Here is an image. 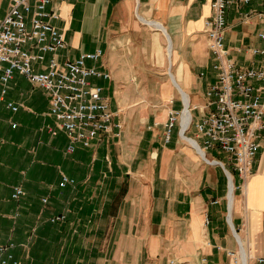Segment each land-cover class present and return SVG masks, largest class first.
Instances as JSON below:
<instances>
[{
	"label": "crops",
	"instance_id": "obj_1",
	"mask_svg": "<svg viewBox=\"0 0 264 264\" xmlns=\"http://www.w3.org/2000/svg\"><path fill=\"white\" fill-rule=\"evenodd\" d=\"M10 7L0 0V19ZM53 8L60 18L52 23L67 41L57 58L102 51L87 65L110 74L93 83L122 129L69 153L45 90L18 73L5 96L0 87V245L20 264H232L226 251L240 249L250 261L264 257V137L242 188L222 151L207 152L206 161L179 129L165 142L170 111L186 102L193 122L210 111L206 92L217 80L205 26L210 5L56 0ZM260 14V0L227 10L225 43L240 67L264 66L251 51L264 49ZM64 177L73 183L61 188ZM17 187L24 194L14 200ZM60 215L64 221H51Z\"/></svg>",
	"mask_w": 264,
	"mask_h": 264
},
{
	"label": "built area",
	"instance_id": "obj_2",
	"mask_svg": "<svg viewBox=\"0 0 264 264\" xmlns=\"http://www.w3.org/2000/svg\"><path fill=\"white\" fill-rule=\"evenodd\" d=\"M7 15L0 19V87L2 96L16 73L30 83L45 90L51 101V113L69 137L71 143L67 151L73 153L76 145L90 147L102 135L111 134L122 125L115 123V113L103 87L94 84V79L109 80L110 74L87 65L88 61H98L103 53L82 54L74 60L60 62L57 55L67 47L65 34L52 20L60 18V11L49 9L56 0H40L32 7L27 0H10ZM252 0H201L209 4L211 16L206 20L208 48L212 57V69L217 80L207 90L209 108L197 122H192L185 133L195 126L199 147L206 154L219 150L229 156L234 171L238 174L242 188L253 175V163L261 148L264 137V66L243 68L230 57L226 47V13L230 6L242 8ZM261 16L264 17V0H260ZM245 17L249 13L244 14ZM264 40V32L259 34ZM254 56L264 58V49L251 50ZM52 58L46 65V56ZM203 75V74H202ZM8 109L17 112L19 107L12 102ZM182 111L169 112L165 125V142L171 141L174 130L179 129L183 137ZM197 109V107H195ZM16 126V125H14ZM73 183L63 178L60 187ZM21 187L14 189L12 198L23 196ZM60 215L51 219L53 223L64 221ZM209 220H206V224ZM221 249V248H219ZM232 264H264V257L254 261L245 252L226 251ZM207 259H203V264ZM0 264H20L9 252V247L0 245ZM167 264H177L171 259Z\"/></svg>",
	"mask_w": 264,
	"mask_h": 264
},
{
	"label": "bare ground",
	"instance_id": "obj_3",
	"mask_svg": "<svg viewBox=\"0 0 264 264\" xmlns=\"http://www.w3.org/2000/svg\"><path fill=\"white\" fill-rule=\"evenodd\" d=\"M186 104V102H185ZM190 106L187 107V104H186V109L184 111V115H183V127H184V131H183V139L188 141L193 147H195L201 154L202 156H204V159L208 162H210L211 160H209L207 158V155L202 151V149L199 147L198 145V141L196 140H193V139H190L188 138L187 134L185 133L187 127L189 126V124L192 122V115H191V111H190ZM186 112V114H185Z\"/></svg>",
	"mask_w": 264,
	"mask_h": 264
},
{
	"label": "rangeland",
	"instance_id": "obj_4",
	"mask_svg": "<svg viewBox=\"0 0 264 264\" xmlns=\"http://www.w3.org/2000/svg\"><path fill=\"white\" fill-rule=\"evenodd\" d=\"M204 107H205V106H203V107H201V108L204 109ZM201 108H200V109H201ZM197 113H198V112L195 111V119H196V120H197V118H198V117H197ZM192 131H196L195 126H192V127H191L189 134H190ZM187 135H188V134H187ZM188 136H189V135H188ZM180 137H181V136H180ZM188 138H190V137H188ZM190 139H192V138H190ZM193 140H195V139H193ZM185 141H186V140H185ZM196 141H197V140H196ZM187 142H188V141H187ZM188 143H189V142H188ZM217 153H218L217 150H210V151H208V156H209V157H215V156H218ZM203 157H204V156H203ZM212 162H214V161H212Z\"/></svg>",
	"mask_w": 264,
	"mask_h": 264
}]
</instances>
